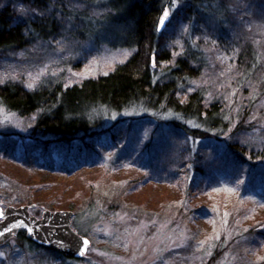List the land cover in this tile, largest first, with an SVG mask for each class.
<instances>
[{
    "label": "trees",
    "instance_id": "obj_1",
    "mask_svg": "<svg viewBox=\"0 0 264 264\" xmlns=\"http://www.w3.org/2000/svg\"><path fill=\"white\" fill-rule=\"evenodd\" d=\"M1 1L5 2L0 6V54L59 38L65 32L88 37L94 44L133 50L130 57L108 73L86 78L76 85H67L60 73L47 74L33 88L18 79L0 82L1 106L19 116H35L25 138H12V133L0 138L2 157L42 172L71 174L93 165L113 143L122 146V149L115 147L114 152L123 150L118 156L123 154L128 159L134 152L129 135L138 138L149 127V137L140 143L138 157L141 160V155H146L141 162L151 178L158 173L153 165L165 157L166 145L173 139L191 137L200 142L191 149V160L184 159L182 163L190 161L189 170L196 171L194 179L199 180L195 186H202L210 174L227 178L238 167L244 168L247 176L244 182L252 185L250 190L264 184V167L248 155L252 153L251 142L244 138L240 141L238 134L245 126L264 122V111H258L257 101L249 94L253 89L264 95V81L261 77L258 82L255 80L260 67L256 52L250 39L243 43V35L235 33L239 31L238 21L229 15V3L223 5L222 0H180L179 4L172 0ZM19 5L50 14L43 19L36 13L26 16L19 11ZM169 9L170 20L192 19L202 27L207 26L209 37L219 41L221 49L236 59L232 64L234 72L227 79L210 81L207 87L198 86L197 81L204 78L211 66L209 56L192 39L180 53H172L174 50L166 39L167 29L158 30L160 18ZM241 14L239 20L245 19V14ZM228 81L229 85L232 82L230 92L235 91L231 102L225 97ZM239 81L241 85H236ZM254 81L257 86L253 85ZM208 87L213 90L215 100L206 97ZM173 161L171 154V164ZM208 213L206 209L201 211L205 217ZM18 235L37 245L27 238L25 230ZM241 235L236 239L247 235L263 239L264 226L254 225Z\"/></svg>",
    "mask_w": 264,
    "mask_h": 264
},
{
    "label": "rangeland",
    "instance_id": "obj_2",
    "mask_svg": "<svg viewBox=\"0 0 264 264\" xmlns=\"http://www.w3.org/2000/svg\"><path fill=\"white\" fill-rule=\"evenodd\" d=\"M172 1L179 4L180 0ZM222 1H225L223 5L229 3V15L238 21L239 31L235 33L243 35V43L250 39L260 65L255 80L258 82L261 77L263 82L264 0ZM4 2L0 0V6ZM18 9L26 16L36 13L42 19L50 14L21 5ZM166 12L163 17L171 19V9ZM241 12L245 19L239 20ZM196 21L170 20L166 39L174 55L191 39L201 45L211 66L206 69L207 76L199 78L197 83L207 87L210 81L227 79L230 72H234L232 64L236 59L221 49L219 41L209 37L207 26L202 27ZM132 53L131 49L94 44L88 37L65 32L59 38L0 54V82L18 79L28 87L29 83L37 85L47 74L60 73L67 85H76L86 78L108 73ZM256 81L254 86H257ZM231 83L229 85L228 81V86L225 85L229 102L235 95V91L230 92ZM206 90V97L215 100L213 90L210 87ZM249 92L257 101L258 111H264V95L253 89ZM34 119L35 116H19L0 105V138L7 133H12V138H25ZM242 130L238 133L239 140L244 138L251 142L249 158L264 167V122ZM149 134L150 128L146 127L138 138L129 135L134 142V152L128 159L123 158V154L118 156L123 150L114 152L115 147L122 149V146L113 143L93 165L71 174L42 172L0 155V207L29 205L30 213L39 218L47 209L72 210V228L90 240L83 257H62L54 249L31 244L17 233L0 245V253H3L0 264L264 262V238L247 235L236 239L254 225L264 226V184L250 190L252 185L244 182L247 177L244 168L238 167L232 169L227 178L210 174L202 186H195L199 180L194 179L196 171L189 170L190 161L182 163L184 159L191 160V151L200 142L191 137L173 139L166 145L165 157L153 165L158 173L151 178L144 170L145 163L141 162L146 155H141V160L138 157L140 143L145 142ZM177 151L179 154L175 155ZM171 154L172 158L174 156L172 164ZM203 209L208 210V217L201 214Z\"/></svg>",
    "mask_w": 264,
    "mask_h": 264
},
{
    "label": "water",
    "instance_id": "obj_3",
    "mask_svg": "<svg viewBox=\"0 0 264 264\" xmlns=\"http://www.w3.org/2000/svg\"><path fill=\"white\" fill-rule=\"evenodd\" d=\"M169 21L164 17L160 29ZM72 210H50L42 217L30 213L29 205L0 207V245L6 243L21 230L35 244L54 249L63 255L81 258L87 252L90 240L72 228ZM87 241V243H84Z\"/></svg>",
    "mask_w": 264,
    "mask_h": 264
},
{
    "label": "bare ground",
    "instance_id": "obj_4",
    "mask_svg": "<svg viewBox=\"0 0 264 264\" xmlns=\"http://www.w3.org/2000/svg\"><path fill=\"white\" fill-rule=\"evenodd\" d=\"M164 17H166V16H164ZM164 17L162 16V18H160V20H159V22H158V30H159V31H162L163 29H165L166 26L168 25L169 21H170V18L167 17V18H169V21H168L164 26H162L161 29H160L159 27H160V24H161V20H162ZM68 257H70V256H68Z\"/></svg>",
    "mask_w": 264,
    "mask_h": 264
},
{
    "label": "snow or ice",
    "instance_id": "obj_5",
    "mask_svg": "<svg viewBox=\"0 0 264 264\" xmlns=\"http://www.w3.org/2000/svg\"><path fill=\"white\" fill-rule=\"evenodd\" d=\"M165 15H167V12H165ZM29 75H31V74H29ZM37 79H39V77H37ZM28 87L29 88H33V87H35V84L34 83H29ZM0 235H3V233H0ZM84 243H87V241H84ZM2 255H3V253H0V256H2Z\"/></svg>",
    "mask_w": 264,
    "mask_h": 264
}]
</instances>
